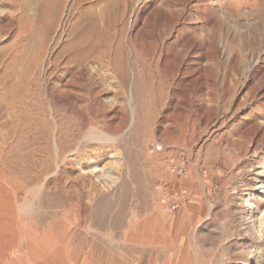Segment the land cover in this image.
Returning <instances> with one entry per match:
<instances>
[{
    "label": "rangeland",
    "instance_id": "1",
    "mask_svg": "<svg viewBox=\"0 0 264 264\" xmlns=\"http://www.w3.org/2000/svg\"><path fill=\"white\" fill-rule=\"evenodd\" d=\"M75 1L61 5L37 69L40 84L45 61L59 45L54 37ZM94 1L112 2L78 0L71 25ZM119 1L128 8L112 29L118 35L104 57L111 64L102 69H125L128 83L118 100L126 120L109 109L116 119L108 124H117L115 147L71 168L63 162L69 150L61 151L66 142L50 102L41 105L36 93L28 65L34 43L23 25L29 17L40 30L54 0H0V252L8 231L19 228L35 239L36 254L60 247L66 255L86 256L33 261L7 253L0 264H264V0ZM161 23L170 27L155 58L177 37L190 46L185 63L197 56L195 72L168 68L156 74L135 63L131 38L138 43L144 37L141 26L148 39L156 37ZM240 34L249 45L243 52ZM237 52L244 62L233 66ZM87 171L82 195L65 217L56 211L33 221L32 206H22L34 186L43 185L41 197L54 201L55 187ZM176 191L184 196L168 210L162 198Z\"/></svg>",
    "mask_w": 264,
    "mask_h": 264
},
{
    "label": "bare ground",
    "instance_id": "2",
    "mask_svg": "<svg viewBox=\"0 0 264 264\" xmlns=\"http://www.w3.org/2000/svg\"><path fill=\"white\" fill-rule=\"evenodd\" d=\"M63 1L54 0L52 6L53 12L47 13L48 15H44L40 20V30H34L35 22L29 17L24 19L23 25L28 32L30 31L28 33L30 42L32 41L34 43L28 65L33 70V82L36 87V93L41 99V105H45L46 101L50 102V110L52 118L56 122L57 131L62 132L59 134L60 138H64V142H66L65 147L61 151L69 150L68 156L65 157L63 162L64 164H68L69 167L75 168L74 166L77 165H89L91 163L90 159L103 155V152L107 148L115 147L117 136L113 134V129L116 128L117 124H108V119L114 120L116 119V115L119 121L126 120L125 107L118 100V94L121 92V94H124L128 83L125 69L118 72L116 68L107 67V69H110L107 73L102 68L105 65L109 66L110 62L108 63L104 57L108 53V44L118 35V32L113 33L112 29L127 11L128 2L120 3L119 0H112L111 5L104 6L94 1L93 5L89 6V9L80 11L74 25H71V16L78 10V0H76L69 8V12L65 15L60 31L58 30L59 32L54 37V42L59 43V45L57 49L52 50L49 58L45 61L41 76L43 83L40 84L37 69L44 55L45 47L49 40L48 36L54 31L53 29ZM113 11L116 14H113ZM191 18L192 16H188L187 20H191ZM168 27L170 26L161 23L158 26L159 31L157 36L150 39L145 35L143 26L138 29V33H142L144 37L139 38V41L137 40L138 43L134 38H131L132 54L135 63H142L144 71L146 72L152 68L156 74L164 73L168 68L171 69L170 71L180 73H187L188 71L195 72L199 65V62L195 59L197 56H192L191 62L188 64L185 63L186 51L190 46L186 44L182 45L177 37L168 46H162L161 51L159 49L161 52L160 55L157 54L159 56L155 58L159 44L162 43L168 33ZM239 37L241 38L240 41L243 42L244 35L240 34ZM242 44V46L238 47L240 48L239 51L243 52V49L249 45L247 42H243ZM252 45H254V42ZM168 49H171L169 56L167 53ZM149 55L152 56L153 61H149L147 58ZM16 57L20 58L21 56L17 55ZM230 62L234 66L237 63H243L244 59L241 53L237 52L234 60ZM194 80L192 79L190 83H193ZM106 93L111 95V99L108 102L101 97L102 94ZM74 99L78 101L75 106L72 101ZM130 100L131 98L129 97L128 101L130 102ZM109 109H113V112H115V115L113 117L110 116V118L109 114L111 112ZM104 121H106V124L103 123ZM88 149H93L94 154L83 153L88 152ZM95 168L96 164L92 165L90 170L93 171ZM79 176H82L81 179H71L67 184L55 187L52 194H55L57 198L54 201H46L44 200V196L41 197L43 185L34 186L32 193L30 195L26 194L27 196L22 205L23 207L32 206V210H30L31 219L33 218V221L36 218L44 220L46 213L53 212L55 215L56 211H59L60 215L65 217V214H68L69 210L72 209L77 198L82 195L83 191L80 188L84 183V178L90 177L91 174L87 171L86 174L80 173ZM86 186L89 187L88 184ZM86 186L84 184V187ZM95 188V186L91 185L88 189L95 190ZM2 191L0 188L1 193ZM35 195L37 197L39 196L38 199L33 197ZM2 209L4 207L0 202V215H4ZM54 222L55 220H52L50 224ZM0 223L3 226L4 220L1 218ZM8 232L9 234L3 240L4 248L2 249L4 251L0 252V260L4 262L7 261V253L15 260L38 261L43 259L49 261L56 259L59 261H79L86 258V256L82 257L76 252H71L69 255H66L60 247H57L52 252L45 250V252H40L41 254H36L34 250V246H36L35 239L26 236L19 228H12ZM5 234L3 233V235ZM60 234L62 235V232ZM62 236L65 237L66 232ZM71 240L72 237H69V241ZM153 241L156 242L155 240ZM23 246L25 247V251L22 249Z\"/></svg>",
    "mask_w": 264,
    "mask_h": 264
},
{
    "label": "built area",
    "instance_id": "3",
    "mask_svg": "<svg viewBox=\"0 0 264 264\" xmlns=\"http://www.w3.org/2000/svg\"><path fill=\"white\" fill-rule=\"evenodd\" d=\"M183 163L177 164V172L183 173ZM184 196L183 191L181 192H173L169 193L166 196L162 198L163 202H165L166 206L168 207V210L175 209L179 206L181 202V198Z\"/></svg>",
    "mask_w": 264,
    "mask_h": 264
}]
</instances>
